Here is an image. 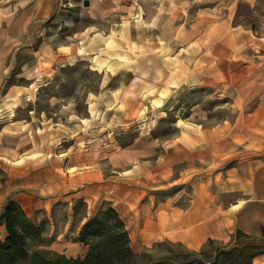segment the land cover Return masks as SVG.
Masks as SVG:
<instances>
[{"label": "rangeland", "instance_id": "1", "mask_svg": "<svg viewBox=\"0 0 264 264\" xmlns=\"http://www.w3.org/2000/svg\"><path fill=\"white\" fill-rule=\"evenodd\" d=\"M82 1L65 0L68 9H57L39 21L33 43L10 59L6 77L0 83V100L11 86L31 89H25L28 101L24 100L15 110L14 118L32 122L35 128L45 123L44 130L39 131V146L45 159H61L64 172L69 168L70 173L55 182V194L61 200L31 216L36 224L44 221L46 231L44 244L31 246L29 255L39 251L83 257L87 248L77 242L80 228L105 202L119 213L121 208L113 202L112 190L125 183L128 171L134 170L148 181L140 185L144 210L137 209L138 213L142 211V215L151 218L159 206L185 210L191 194L190 176L183 174L181 179L180 168L184 164L175 163L172 158L178 125L199 122L212 127L228 117L230 121H245V110H237L246 104L253 106L264 88V49H253L250 44L254 37L264 35L261 0L253 9L247 0H97V10H114L111 18L97 24L114 27L131 19L149 28L145 37L167 38L169 51L133 62L112 79L103 69L97 67L95 71L84 61L55 64L37 86H32L25 80L38 73L37 59L30 55L32 48L44 42L59 46L73 43L76 32L93 27L90 7H83ZM179 12L181 18L177 20ZM179 21L181 38L174 40L173 30ZM227 69L230 82L219 81ZM246 77L248 80H244ZM96 97L97 114L91 116L89 106ZM62 105L71 109L69 118L62 114ZM257 117L264 122V114ZM249 132L242 130V134ZM250 134L264 140V126ZM34 147L31 143L29 148ZM164 161L169 162L170 171L163 175ZM199 164L202 166L198 178L205 180L206 162ZM222 167L215 163L209 168ZM90 172H97V179L85 176ZM6 178L0 168V183ZM256 238L249 252L261 255L264 237ZM221 242L240 244L232 240ZM180 245L161 239L145 246L137 238L130 239L132 252L146 256L143 264L187 249Z\"/></svg>", "mask_w": 264, "mask_h": 264}, {"label": "crops", "instance_id": "2", "mask_svg": "<svg viewBox=\"0 0 264 264\" xmlns=\"http://www.w3.org/2000/svg\"><path fill=\"white\" fill-rule=\"evenodd\" d=\"M88 1L94 22L92 28L76 32L73 43L59 46L44 42L32 48L30 55L37 59L38 73L25 79L33 83L32 86H37L39 79L48 75L55 64L84 61L95 71L97 67L103 69L105 75L112 79L133 62L155 54L166 55L169 51L170 41L167 38L145 37L149 28L131 19L114 27L112 24L108 27L97 24V21L111 18L114 10H97V0ZM261 1L264 13V0ZM246 3L251 9L257 7V0H247ZM66 4L65 0H0V83L6 77L10 59L17 51H25L24 46L33 43V35L38 34L37 23L47 19L57 9H68ZM180 18L181 12L177 20ZM181 30L179 21L173 30L174 40L181 38ZM254 39L250 43L253 49H264V35ZM173 55L176 59L177 50ZM218 80L230 82V70L223 72ZM25 89L11 86L0 100V168L7 175L3 184L0 183V212L9 198L31 218L34 212L48 209L61 200L55 194V182L70 173L69 168L67 173L64 172L61 159H45L39 146V131L44 130L45 123L35 128L32 122L14 118L15 110L21 107L24 100L28 101ZM257 96L259 100L253 106L246 104L237 110L239 113L245 110L242 112L248 117L245 121H230L228 117L212 127H204L199 122L178 125L172 158L175 163L184 164L180 168V178L183 174L190 176L191 194L185 210L178 207L167 210L159 206L151 218L142 215V211L138 213L137 209L144 210L140 185H146L148 181L146 176L138 175L134 170L128 171L129 175L124 177L126 184L113 186L112 200L121 208L119 213L126 221L131 240L137 238L147 246L154 241L168 239L198 251L209 239L236 241L233 237L236 231L261 237V229L264 228V146L261 143L264 140L256 139L250 133L264 126V122L257 119V115L264 114V88ZM62 108V114L69 118L71 109L64 105ZM89 113L91 116L97 114V97L90 104ZM244 129L250 131L249 134H242ZM31 143L35 145L34 149L29 148ZM59 161L61 164L54 166ZM202 161L207 165L205 180L198 178L202 166L199 162ZM168 163L164 161L163 175L170 171ZM215 163L223 167L210 169ZM226 163L230 166L227 167ZM81 174L84 175V172ZM85 176L97 179V172ZM110 185L115 183L110 182ZM1 227L0 235L4 238L5 230ZM253 264H264V253L255 257Z\"/></svg>", "mask_w": 264, "mask_h": 264}, {"label": "trees", "instance_id": "3", "mask_svg": "<svg viewBox=\"0 0 264 264\" xmlns=\"http://www.w3.org/2000/svg\"><path fill=\"white\" fill-rule=\"evenodd\" d=\"M78 204L84 205L82 201ZM1 226L5 237L0 238V264H143L146 258L144 254L132 252L125 222L108 202L103 203L80 228L77 242L87 248L83 257L68 258L39 251L29 255L31 246L44 244V221L36 224L9 198L0 212ZM261 236L264 237V228ZM233 237L240 244L233 246L231 242L209 239L198 251L183 248L180 254L147 264H252L259 253L249 250L253 248L251 243L258 238L241 231H236Z\"/></svg>", "mask_w": 264, "mask_h": 264}, {"label": "water", "instance_id": "4", "mask_svg": "<svg viewBox=\"0 0 264 264\" xmlns=\"http://www.w3.org/2000/svg\"><path fill=\"white\" fill-rule=\"evenodd\" d=\"M82 6L83 7H88L89 6V1L88 0H83L82 1Z\"/></svg>", "mask_w": 264, "mask_h": 264}]
</instances>
